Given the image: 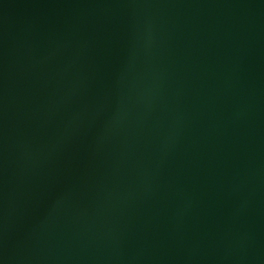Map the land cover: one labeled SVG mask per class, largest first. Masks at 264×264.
Wrapping results in <instances>:
<instances>
[{
    "label": "water",
    "instance_id": "water-1",
    "mask_svg": "<svg viewBox=\"0 0 264 264\" xmlns=\"http://www.w3.org/2000/svg\"><path fill=\"white\" fill-rule=\"evenodd\" d=\"M0 264H264V0H0Z\"/></svg>",
    "mask_w": 264,
    "mask_h": 264
}]
</instances>
